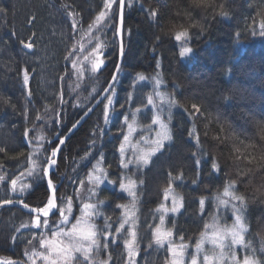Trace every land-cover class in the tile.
I'll return each mask as SVG.
<instances>
[{
    "label": "trees",
    "instance_id": "obj_1",
    "mask_svg": "<svg viewBox=\"0 0 264 264\" xmlns=\"http://www.w3.org/2000/svg\"><path fill=\"white\" fill-rule=\"evenodd\" d=\"M219 5H224L227 16L194 11L187 0L126 1L123 70L111 93L116 113H110L105 123L101 104L64 145L50 176L58 188V208L65 209L69 222L61 223L57 211L48 217V228L37 229L35 215L14 206L0 209V258L30 264L25 253L45 251L40 239L68 244L67 238L53 237V231L71 228L83 204L89 203L98 213L90 221L96 225L98 247L93 246L90 261L75 253L72 264H169L168 243L157 245L152 234L160 224L158 208L164 202V190L171 183L184 206L179 213L169 214L163 227L173 231V244L194 248L201 235L227 214L217 217L218 197L235 181L232 191L246 201L247 245L264 262V164L260 162L264 156L260 129L264 125V36L259 34L264 0H218ZM0 6L7 9L0 12V174L5 177L0 199H22L32 207H43L51 196L45 182H33L21 173L42 166L40 157H50L57 148V134L62 138L108 85L118 62L112 25L118 21L119 0L109 10L111 19L106 16L101 22L106 23L104 28L95 22L104 10V0H0ZM149 8L162 13L159 25L148 15ZM169 21L184 26L196 23L187 42L193 52L187 57L179 56L184 45L175 41L174 33L169 34ZM21 40L33 42V49H25ZM97 44L105 53V63L92 72L88 57ZM24 68H29L27 87L22 82ZM139 75L145 79H136ZM156 77L178 105L170 119L172 140L147 166L125 169L119 151L127 133L123 115L147 106ZM129 94L133 102L125 104ZM193 104L199 112L192 109ZM147 117L141 115L143 124ZM25 129L29 135L21 140ZM189 132H195L199 140L189 137ZM245 157L255 159L248 163ZM213 161L217 169L211 168ZM96 162L106 177L99 186L90 179ZM128 174L142 186L136 203L137 255L131 258L124 246L128 229L115 232L122 222L123 206L132 202L119 191V183ZM13 178L21 181L17 187H30L23 193L12 192ZM69 197L71 213L67 212ZM105 232L111 235L105 237ZM52 259L64 264L56 254ZM35 261L46 264L39 258Z\"/></svg>",
    "mask_w": 264,
    "mask_h": 264
},
{
    "label": "snow or ice",
    "instance_id": "obj_2",
    "mask_svg": "<svg viewBox=\"0 0 264 264\" xmlns=\"http://www.w3.org/2000/svg\"><path fill=\"white\" fill-rule=\"evenodd\" d=\"M115 2V0H104V10L99 13V15L96 17V24L100 25L101 28H104L106 26L105 24H102V21H105V17L108 16L109 10L112 9V4ZM197 4H203L207 6L208 0H196ZM124 7H125V0H119V24H113L112 27L115 29L114 36L120 37V42L118 45V53L120 58L122 59L125 55V48L126 43L124 40L123 32H124ZM221 11L218 14L219 16H227L228 12L224 9V5H219ZM7 9L3 6H0V12H6ZM214 12V16H215ZM148 15L152 18H155V22L159 25L161 23L162 19V13L158 12L155 9L149 8ZM109 19H111L110 16H108ZM35 17H33V20L31 22H34ZM169 34L174 33V39L178 42H183V45L180 48L179 56L180 57H187L190 53L193 52V49L189 46H187V42L190 39V29L192 26H184L182 24L178 25L172 21H169L167 24ZM260 35L264 36V20L260 22ZM99 30V29H98ZM203 27H201V31H203ZM20 44L25 49H33V42L25 43L23 40L20 41ZM113 44H115V40H113ZM93 55L96 57L91 62V71L96 72L98 69L101 68V66L105 63V60L103 56L105 53L102 50V46L97 44L95 49L93 50ZM87 59V58H86ZM116 73L112 76V83L109 88L105 89V92L114 93L115 92V86L116 83H118V75L120 71H122V65L120 63H117L115 65ZM29 68H24L22 70V82L25 87L29 85ZM136 79H139L143 81L145 77L143 75H139L136 77ZM157 85H159L161 82L157 79L155 82ZM31 95V93H29ZM156 95H160V93H156ZM107 101V103L104 104L103 108V118L105 123H108L111 119V114L116 113V109L113 106V96L112 95H106L103 100H101V103H104V101ZM132 96L129 94L125 98V104L132 103ZM5 104H8L9 101L5 100ZM153 97L149 95L147 97V104L153 105ZM168 104L170 106L176 105V102L174 100H169ZM125 105H121V108L123 109ZM192 109L195 110V112H199V108L197 105L193 104ZM140 109L137 108L134 112H131V118L133 121L135 120L136 112H139ZM111 112V114H110ZM195 112L190 113V115H195ZM123 119L125 122L129 120V115L125 114L123 115ZM169 119H171V116H169ZM79 123V122H78ZM73 125V128L69 130V134L78 126ZM152 123L155 125H158V129L155 133V139L151 140L150 143L152 147L148 150L141 151L139 155L135 157V160H129L128 163L123 162V158L121 159V165L123 168L127 169L128 165L130 163H136L137 165H148L152 159L157 153L161 152L165 147V141L172 140V133L169 129V126L167 123L163 122L159 116H154L152 118ZM261 132L264 133V125L260 126ZM135 131L133 124H128V132ZM29 132L27 129L22 133L21 140L28 137ZM189 137L195 136L197 140H199L198 135L195 132H189ZM55 139L59 140V144L57 145L56 149H52L51 156L50 157H43L41 156L40 159L42 161V166L37 169L35 166H33L32 169H30L27 173H21V175H27L32 179L33 182L42 181L45 182L47 189L51 190L52 195L47 199L46 204H44L43 207L38 208H31L29 209V205L24 203V201L21 199L19 201H13V199H0V205H12L13 203H19L22 204L25 209H29L30 213H36V215L33 217V224L35 228L40 229L42 227L48 228L49 227V215L53 214L58 211L62 220L61 223H68L69 217L68 215H65V209L64 208H57L56 204V196L55 192L57 190V186L54 185L53 179L49 177V169L51 168L53 172L55 171V166L57 165V160L53 157H56L57 152L61 145L65 143V139L61 138L59 136L55 137ZM245 139H251V137L245 136ZM129 141V135L124 134L123 135V142L119 145V151L121 154L125 151L126 143ZM135 147V146H133ZM246 148H254V145H245ZM47 151V149H45ZM239 151V149H237ZM29 161H31V156L28 157ZM241 158L238 156L237 160H240ZM245 159L248 160V163H252L253 158L245 157ZM260 162L264 164V156L260 157ZM197 165L201 163V161L198 159L195 161ZM43 164H46L47 166H43ZM219 166L218 164L213 161L211 164L212 169H217ZM102 173V170H98ZM251 171V169H249ZM106 177H103L102 175H97L94 177V183L96 186L101 185L104 182V179ZM5 177L0 176V181H3ZM90 179H93L90 176ZM170 179H172L170 175ZM175 179L179 180L181 179L180 176L175 177ZM110 183H113L110 181ZM193 183H196V181H193ZM235 185V181H231L225 188L223 195L225 197H230L232 201H239L240 207H237L235 203L231 204V210L234 214V222L230 227H220L215 222L211 227L213 228V232L211 235L204 233L201 235V239L199 242H197L195 248H196V254H193L191 256L189 264H199L198 261V254L203 249V245L205 240H208L211 242V244L214 246L215 249H218V251L214 252V256L216 257L217 264H224L225 259H229L231 261V264H264L259 258L255 255V250H252L250 255H244L241 259L238 257L235 253L234 246L235 245H243L246 248L249 247L245 243L244 233L247 231V225L244 220L243 216V208L246 207V201L245 197L242 195H237L235 192L232 191L233 187ZM30 187L29 184H20L19 187H17V179L13 178L10 181V188L12 192H25ZM119 189L130 195L133 199V206L136 199V182L132 179H129L127 183L121 181L119 183ZM171 196L172 204L171 207H168L166 204L161 203L159 205L158 210L161 211L163 214L159 217L160 224L157 225L153 229V239L155 243L159 246H163L165 242L168 243L169 248V254L172 257L170 260V264H185V254L187 250V245L185 244H173L172 243V237L174 235L173 231L171 229H166L163 227L165 223V216L167 213H179L181 209L183 208V200L182 198H178L175 195H172V185L169 184L168 188L164 190V200L167 201L169 197ZM61 200H63V197H61ZM201 206L204 205V200L201 199L199 201ZM218 203L221 205H229L230 201L227 199H221L218 197ZM95 205L85 203L83 204V207L81 208V216L76 218V223H73L71 228H68L66 231L63 228H60L58 231H53L52 236L53 237H62L67 238L69 241L68 244H64L63 240H57V239H50V238H42L39 240L40 247L45 249V251L36 252L33 251L30 255L28 253H25L28 255L30 264H36L35 258L42 259L46 262V264H58V261L56 259H52V254H56L60 259L63 260L64 264H72V261L75 259L74 254L75 253H81L84 260L90 261V254L92 252L93 246L98 247V241H97V231H96V225L94 223H91V218L98 215L94 211ZM67 212H72V206H71V198H68V207ZM131 219L134 221L135 217L134 215L131 217ZM129 222V214L125 212V218L123 222L120 223L119 227L115 229L116 233H120L121 230L125 227V224ZM207 227V226H206ZM111 235V233L105 232L104 236L107 237ZM127 239L124 240V246L128 250V256L131 258L133 255H135V244H136V231L134 228H132L128 232ZM181 239H183L181 237ZM105 248L108 247L107 244L104 245ZM262 250H264V246H262ZM204 264H212V260L208 255H205L203 257ZM2 264H17V262L6 259L2 262ZM101 264H106V262H101Z\"/></svg>",
    "mask_w": 264,
    "mask_h": 264
},
{
    "label": "rangeland",
    "instance_id": "obj_3",
    "mask_svg": "<svg viewBox=\"0 0 264 264\" xmlns=\"http://www.w3.org/2000/svg\"><path fill=\"white\" fill-rule=\"evenodd\" d=\"M88 58L87 59H88L89 65L91 67L92 60L96 58L93 55V51L90 53V56ZM157 79L161 83L159 85L156 84L155 90H154V92L152 94L153 101H154L153 105H148L147 104V106L145 108L141 109L139 112H136L135 120L134 121L131 118V115H129V120L127 121V133H126L127 135H129V141L126 143L125 151L123 153L124 160H128V161L129 160H133L134 161L135 160V157L137 155H139L141 151L148 150V149H150L152 147L150 141L153 140V139H155V133H156V130L158 129V127H159L158 125H155V124L152 123V118L154 116H159L160 119L163 122L167 123L168 126H169V129L171 131V125H170L169 116H171L172 112L176 108H178V105H177V103H176V105H172V106H170L168 104V101L169 100H174V98L172 97V95H170L169 93H167L165 91V85H164L163 80L160 77H156V80ZM156 80H155V82H156ZM153 86H155V84ZM156 93H160V95H156ZM110 95L113 96V102H114L115 101L114 94H110ZM105 103H107L106 100L104 101V103H102L103 108H104V104ZM141 115H148L147 122L144 123V124L141 122V119H140ZM129 123H132L133 124V127L135 129V131L130 132V133L128 132V124ZM40 130H42V129L40 128ZM42 137L44 138V136H42ZM40 139H41V137H40ZM170 141H165V145L167 143H169ZM133 146H135V147H133ZM128 161L126 163H128ZM130 166H135V167L142 166V167H145L147 165H137L136 163H130L128 165V168ZM98 170H102V173H105L104 170H103V168H102V166H101V163L100 162H96L94 164V170H93V172H91V177L93 179L97 175H102V173L100 171H98ZM95 172H96V175H94ZM0 176H3L4 177L3 174H0ZM129 179H132V180H134L136 182V189H135V191H136V194L137 195H136V199H135L134 206H133V199H132V197L130 195H128L127 193H125L124 191H122V190L119 189V191L123 192L132 201L131 203L125 204L123 206V212H122V215H123L122 216V222H123V220L125 218V212H127L129 214V222L126 223L125 224V227L123 228V229H126L127 228L128 229V232L132 228H134L135 231H136L137 214H138V207H137L136 203L140 199L141 194H142V186H141V184L136 179H134V177H133L132 174L126 175L123 178V182L127 183ZM19 182H21V181H17V184ZM0 184H1V181H0ZM110 185L112 187L115 186L114 184H110ZM172 195H175L178 198H182L180 195H178L177 193H175L173 190H172ZM220 198L221 199H227V200L230 201V203H229V205H221V204L218 205V209L216 211L217 217H219V214L220 213H223V212L224 213L227 212V214H225L224 217H222V218L219 217L217 219L218 221L216 222V224L218 226H220V227H230L233 224V222H234V214H233V212L231 210V204L232 203H235L237 205V207H240V203H239V201H232L230 197H225L223 194H222V196ZM163 203L166 204L168 207H171V204H172L171 196L169 197V199L167 201L164 200ZM158 214H159V216H161L163 213L161 211H158ZM169 214H177V213H171V212H169V213L166 214L165 218ZM242 214L244 216V213H242ZM133 215L135 217L134 221L131 219V217ZM228 217L230 218L229 220H227ZM224 218H226V219H224ZM224 220H227V221L224 222ZM244 220H245V217H244ZM245 223L247 225L246 220H245ZM248 230H249V227L247 225V231L244 233V238H245V243L246 244H247L246 236H247ZM212 232H213V228L211 227L210 231L207 234L211 235ZM178 244H181V243H178ZM182 244H184V243H182ZM185 245H187V244H185ZM195 246H194V248H191L189 245H187V250H186V254H185V264H189L190 259H191V256L193 254H196V248H195ZM234 250H235L236 255L238 257H240L241 259L243 258L244 255H250L251 252H252V249L251 248H249V247L246 248L243 245H235L234 246ZM215 251H218V249H215L214 246L211 244L210 241L205 240L204 245H203V249L198 254L199 264H204L203 257L205 255H208L210 257V259L212 260V264H217L216 257L214 256V252ZM135 253L136 254L133 255V256H136L137 255L136 244H135ZM256 257L258 258V256H256ZM171 259H172V257H171ZM169 264H170V262H169ZM224 264H231V261L226 258L225 261H224Z\"/></svg>",
    "mask_w": 264,
    "mask_h": 264
},
{
    "label": "water",
    "instance_id": "obj_4",
    "mask_svg": "<svg viewBox=\"0 0 264 264\" xmlns=\"http://www.w3.org/2000/svg\"><path fill=\"white\" fill-rule=\"evenodd\" d=\"M125 8H126V0H125V7H124V16H125ZM117 24H119V14H118V21H117ZM123 36H124V32H123ZM116 38H117V42H118V45H119V42H120V37L119 36H116ZM123 62H124V57L121 59L120 58V56H119V58H118V62L117 63H120L121 65H123ZM121 72V71H120ZM120 72L119 73H117V75H118V78H119V75H120ZM114 73H116V68H115V70H114ZM113 73V74H114ZM113 76V75H112ZM112 83H114L113 81H112V77H111V80H110V82L108 83V85H107V87L105 88V89H107V88H109L110 87V85L112 84ZM104 89V90H105ZM106 95H110V93L109 92H105V91H103L97 98H96V100L93 102V104L82 114V116L75 122V124L74 125H77V123H78V126L71 132V134H69V130L70 129H72L73 128V126L66 132V134L62 137V138H64L65 139V143L63 144V145H61L60 146V148H59V150H58V152H57V155H56V157H53L54 159H58V156H59V154H60V152H61V150H62V148L64 147V145L67 143V141L70 139V137L76 132V130L80 127V126H82L88 119H89V117L94 113V111L96 110V108L101 104V100H103V98L106 96ZM60 135V133H58L57 134V136H59ZM59 144V143H58ZM56 167V166H55ZM53 172V170L50 168L49 169V177L51 176V173ZM58 189V188H57ZM49 190V189H48ZM49 192H50V195H52V192H51V190H49ZM55 196H56V204H57V208H58V201H57V199H58V196H57V190H56V192H55ZM13 201H19V200H13ZM24 201V200H23ZM24 203H25V201H24ZM8 206H14V207H18V208H20V209H22L23 211H25L26 213H28V214H32V215H36V213H30L29 212V209H31V208H36V207H32V206H30L29 205V209H25L24 207H23V205L22 204H19V203H13L12 205H0V209H2V208H5V207H8ZM53 214H50L49 215V217H51ZM13 261H15V262H17V264H28V263H26V262H24V261H22V260H18V259H12ZM4 260L2 259V258H0V264H2V262H3Z\"/></svg>",
    "mask_w": 264,
    "mask_h": 264
},
{
    "label": "clouds",
    "instance_id": "obj_5",
    "mask_svg": "<svg viewBox=\"0 0 264 264\" xmlns=\"http://www.w3.org/2000/svg\"><path fill=\"white\" fill-rule=\"evenodd\" d=\"M187 2H188L189 7L194 11L199 10L202 13L203 12H215L216 14H219L221 11L220 7L218 6V0H208L207 6L203 4H197L196 0H187ZM188 26L194 27L196 26V23H192Z\"/></svg>",
    "mask_w": 264,
    "mask_h": 264
},
{
    "label": "bare ground",
    "instance_id": "obj_6",
    "mask_svg": "<svg viewBox=\"0 0 264 264\" xmlns=\"http://www.w3.org/2000/svg\"><path fill=\"white\" fill-rule=\"evenodd\" d=\"M126 1H127V0H126ZM125 9H126V8H125ZM118 14H119V11H118ZM124 18H125V16H124ZM124 56H125V55H124ZM118 58H119V53H118ZM110 80H111V79H110ZM109 82H110V81H109ZM106 87H107V86H106ZM103 91H104V90H103ZM110 94H111V93H110ZM92 104H93V103H92ZM101 104H102V103H101ZM101 104H100V105H101ZM100 105H99V106H100ZM99 106H98V107H99ZM98 107H97V108H98ZM97 108H96V109H97ZM95 111H96V110H95ZM95 111H94V112H95ZM81 116H82V115H81ZM81 116H80V117H81ZM80 117H79V118H80ZM90 117H91V116H90ZM90 117H89V118H90ZM79 118H78V119H79ZM74 124H75V123H74ZM74 124H73V125H74ZM73 125H72V126H73ZM72 126H71V127H72Z\"/></svg>",
    "mask_w": 264,
    "mask_h": 264
}]
</instances>
